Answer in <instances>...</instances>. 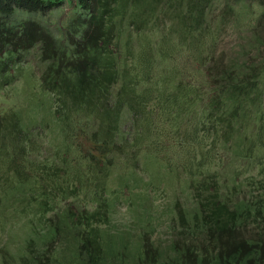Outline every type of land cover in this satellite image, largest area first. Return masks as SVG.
Instances as JSON below:
<instances>
[{
  "label": "trees",
  "instance_id": "1",
  "mask_svg": "<svg viewBox=\"0 0 264 264\" xmlns=\"http://www.w3.org/2000/svg\"><path fill=\"white\" fill-rule=\"evenodd\" d=\"M60 3L0 0V55L20 61L41 43L61 134L45 156L37 132L2 118L0 203L26 225L4 264H264V0H75L61 43L17 19ZM230 26L228 57L218 47ZM124 147V161L153 150L187 178L195 206L175 209L166 245L151 219L136 234L111 220Z\"/></svg>",
  "mask_w": 264,
  "mask_h": 264
},
{
  "label": "rangeland",
  "instance_id": "2",
  "mask_svg": "<svg viewBox=\"0 0 264 264\" xmlns=\"http://www.w3.org/2000/svg\"><path fill=\"white\" fill-rule=\"evenodd\" d=\"M74 5L75 0H61L59 6L44 13L24 10L17 12V19L37 21L61 43L64 40L62 31L65 24L78 10ZM235 32L234 26L227 28L219 43L218 50L226 51L228 57L233 55L236 43L239 42ZM40 45L37 42L25 50L20 61H7L6 55H0V127L2 118L8 121L17 119L19 127L25 132L31 131L33 138L37 137V132L35 141L42 146L44 155L48 156L61 144V134L54 114L52 94L41 84L40 76L46 61L40 57ZM173 55L177 63L184 62L179 49L174 48ZM186 69L191 73L196 72L193 63ZM124 152L126 154L119 157L111 169L109 186L113 190L109 197L114 202L111 220L118 228H133L132 232L136 234L141 231L139 227L151 219L154 224L151 238L166 245L172 237L169 226L172 218L176 219L175 209L179 207L183 211H192L195 206L187 178L166 164L153 150L141 149L135 158H127L125 161L124 157L132 154L133 149L124 147ZM34 158L32 156L31 159ZM235 163L239 168L247 166L246 160H237ZM22 172L26 175L24 169ZM12 177L10 175L8 179L13 180ZM176 204L178 206L175 207ZM6 205V202L0 203V264H4L1 253L11 251L17 254L26 236L23 215L14 207Z\"/></svg>",
  "mask_w": 264,
  "mask_h": 264
}]
</instances>
